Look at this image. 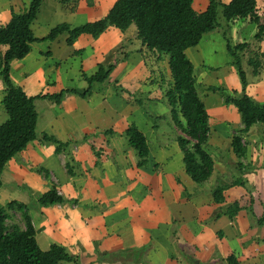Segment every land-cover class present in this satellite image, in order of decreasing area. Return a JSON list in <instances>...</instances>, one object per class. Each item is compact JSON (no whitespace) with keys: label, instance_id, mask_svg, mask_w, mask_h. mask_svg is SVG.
I'll use <instances>...</instances> for the list:
<instances>
[{"label":"crops","instance_id":"obj_1","mask_svg":"<svg viewBox=\"0 0 264 264\" xmlns=\"http://www.w3.org/2000/svg\"><path fill=\"white\" fill-rule=\"evenodd\" d=\"M31 1L0 0V27L12 14L25 12ZM107 1L42 0L30 25L32 34L43 39L58 25L74 28L100 20L108 12L96 15L97 9ZM130 29L137 33L132 25L113 38L104 32L96 39L81 34L72 45L64 32L54 40L31 43L25 58L10 63L12 82L28 97L84 92L88 89L85 76L97 71L106 51L126 46L118 52L122 58L108 80L86 98L66 94L58 105L46 98L34 101L36 138L6 164L1 175L7 203L24 207L42 251L53 244L66 250L73 262L64 264H227L231 255L239 264H264V124H254L241 134L243 123L236 108L234 114L222 103L219 107L204 103L209 129L215 126L217 131H209L205 150L212 142L220 158L206 150L213 173L202 186L193 182L177 144L184 135L167 120L168 109L161 99L151 98L157 92L147 90L143 98L136 97L141 91L136 81L145 79L142 51L146 48L136 35L129 36ZM7 49L0 44V70ZM232 72L224 78L226 87L241 92ZM246 94L264 103V81L250 82ZM4 96L0 79V125L8 119L1 105ZM224 108L226 114L233 112L234 122L221 113ZM130 124L147 140L148 161L142 167L124 137ZM42 134L69 143L68 150L56 153L53 145L41 141ZM235 137L245 150L241 156L231 146ZM66 152L74 160L72 173ZM221 185L224 200L217 204L211 189ZM52 186L65 200L76 203L39 206L36 200ZM12 194L19 196L12 198ZM1 196L0 190V200ZM235 202L240 210L230 218L223 209ZM134 250L140 252L136 257Z\"/></svg>","mask_w":264,"mask_h":264},{"label":"trees","instance_id":"obj_2","mask_svg":"<svg viewBox=\"0 0 264 264\" xmlns=\"http://www.w3.org/2000/svg\"><path fill=\"white\" fill-rule=\"evenodd\" d=\"M194 0H117L106 16L100 20L70 28L61 24L53 28L47 37L34 38L30 25L36 19L42 0H32L28 9L21 14H12L10 21L0 27V44L8 46L2 57L0 79L4 86L5 96L2 108L8 119L0 125V190L2 187L1 175L6 164L36 138L37 113L34 101L46 98L55 104H60L66 94L86 98L91 86L104 84L116 64L106 66L99 64L97 71L91 76H85L89 88L84 92L64 90L55 95L28 97L23 90L16 86L10 78V63L21 60L30 51L29 45L42 40H54L59 34H68L67 44L73 42L81 35L88 34L93 38L99 37L109 27L126 31L130 26L136 27V36L142 46L148 51L168 58V69L172 77V87L167 91V105L173 127L184 137L177 138V144L183 155V164L186 174L198 185L209 181L213 173V160L205 150L209 137L208 114L204 103L199 98L194 78V67L186 55V51L199 45L203 37L214 31L217 26L218 9L221 8L222 17L227 21L247 20L257 26L256 40L264 37V24L257 14L256 0H230L222 4L218 0H208V6L203 12L193 8ZM245 44H238L234 48L227 43L226 49L233 59L232 65L236 67L242 90L233 92L234 96L223 92L224 100L232 104L241 116L243 128L240 133L257 123L264 124V103L255 102L246 94L248 84L246 73L243 70L236 51L244 49ZM264 59V54H262ZM258 63L254 67L257 73ZM115 91H122L114 87ZM214 89V88H211ZM106 131L105 133H109ZM127 144L138 157V167L147 164L149 148L147 140L138 128L131 124L124 133ZM42 142L55 145V152L67 151L69 143L58 141L52 136L44 134ZM236 155L241 156L245 150L240 138L235 137L231 144ZM67 168L72 173L73 158L68 154ZM225 186H215L211 189L213 200L221 204L224 200ZM39 206L48 207L57 204L76 203L75 200H65L52 186L46 193L37 199ZM23 207L16 202L11 205ZM240 207L235 202L223 209L230 218L234 217ZM217 214V213H216ZM219 215V214H217ZM8 215L0 204V264H64L73 262V258L59 245L53 244L49 250L42 251L36 242L35 231L30 218L25 213L23 219L25 228H8L6 222ZM263 220H259L262 224ZM227 264H239L235 256L226 259Z\"/></svg>","mask_w":264,"mask_h":264},{"label":"rangeland","instance_id":"obj_3","mask_svg":"<svg viewBox=\"0 0 264 264\" xmlns=\"http://www.w3.org/2000/svg\"><path fill=\"white\" fill-rule=\"evenodd\" d=\"M218 1L221 2L222 4H227L230 2V0H218ZM256 2H257V14L260 17L261 22H263L264 24V0H256ZM113 3L114 2H111L110 0H108L103 7L97 9L96 15H102L101 13H103L105 9L107 13L108 9H110ZM207 6H208V0H194L193 2V8L197 12L204 11L207 8ZM217 12H218L217 28L203 37L202 41L199 43V46L197 47V49L199 50H196L195 47L190 48L189 49L190 51H188L186 55L191 60L193 67L195 69L194 78H195L196 90H197L199 98L202 100L203 103H205V106L209 107L211 103L215 102L216 107H219V103H222L225 105L226 109H229V107L233 109V112L235 114L236 112L235 107L232 106V104H228L225 102L224 100L225 95L223 94V92H226V94L229 93L232 96H234L233 94L234 91H230L226 87V84L224 81V78L226 77V75L227 76L231 75V71H233L232 74H234L237 77V80H239L236 67L232 65L233 59L229 55L226 49V44L228 43L231 46V48H234L238 44H245L244 49L238 50L236 51V53L238 54L243 70L246 73V77L248 81L247 86H248L250 82L251 83L258 82L260 80L264 81V59L262 57V54H264V37L261 41L256 40L255 35L257 34V26L255 24L249 23L247 20H244V21L237 20V21L227 22L222 17L221 8H219ZM133 27L135 26L133 25ZM127 31L128 29L126 31H121L119 29H116L115 27L109 26L105 30L104 34H106L105 36L108 38H113L115 35L120 34V33H126ZM128 33L131 38H134V36L136 35V34L134 35L133 29H130ZM124 47H126L125 43H123V46L121 45L117 47L115 50L106 51L100 64L106 66L108 64L114 63L116 60L120 61V59L122 58V55H119L120 53L118 52ZM123 52L125 54L129 53L130 55V51H127L126 49H124ZM142 58L146 60L144 63L145 70H146L144 74L145 79L144 80L137 79V81L135 80L136 84L141 90L137 94L136 97L143 98L145 91L155 90V92H157L158 95L154 97L153 96L154 94L153 95L151 94V98H155L156 100L161 99L162 102L160 103H164L165 107H167L168 109L166 112L168 114L166 116L167 120H171L170 109L167 105L166 93L172 87V77L168 69L167 58L165 56L152 55V53L148 51L147 49H144L142 51ZM257 63L259 67L256 73L254 71V67L257 65ZM233 79L234 78H232V76L229 78L231 83H233ZM101 85L102 84L94 83L91 86V90L93 91L94 89H97V88L100 89ZM88 88H89V84H88ZM211 88H214V89H211ZM236 92L237 94L240 93L238 91ZM95 94L96 93L93 92V98L95 97ZM225 108L223 109V111H221V113L223 112L224 116L227 118V121L229 120L228 122H234V118L232 117L233 112L232 114L230 113L226 114L224 111L226 110ZM142 109L144 111H148L147 108L146 109L142 108ZM153 121L157 123L158 119L155 118L153 119ZM222 128L223 126H221L219 129L222 130ZM39 130L41 132V123L39 126ZM213 131L217 132L215 126L214 127L212 126L210 128V132H213ZM38 133L39 131L37 130V134ZM43 135L44 134H42V136ZM50 145H53V144H50ZM53 146L55 147V145ZM206 147L208 148L206 150H209L210 152L217 154L216 148L212 144V142L210 143V145ZM215 154L213 155L215 156ZM13 185H14L13 187L16 188L17 184L13 183ZM6 187L7 186L5 184L3 189H1L2 196L0 200V204L5 209L8 215L6 224L9 229H11L12 227H19L20 229H23L25 228V222L23 219V215L25 214L24 207L19 208L16 204L14 206L11 205L12 202L7 203L9 200L5 199V195H7L5 194ZM17 196H19V194ZM17 196L16 194H12L11 197L13 198ZM138 253L140 252H137V250H134V252L132 253L133 254L132 256L136 257L138 256L137 255ZM142 255L144 258V253ZM145 255H146V251H145ZM143 258H142V261H144Z\"/></svg>","mask_w":264,"mask_h":264}]
</instances>
